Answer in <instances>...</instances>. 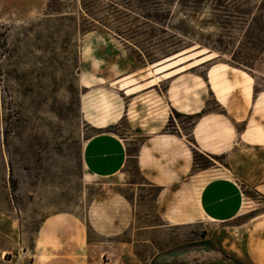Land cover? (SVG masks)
<instances>
[{
	"label": "rangeland",
	"instance_id": "obj_1",
	"mask_svg": "<svg viewBox=\"0 0 264 264\" xmlns=\"http://www.w3.org/2000/svg\"><path fill=\"white\" fill-rule=\"evenodd\" d=\"M46 2L0 0V264H28L34 245V256L45 259L43 236L36 240L37 232L47 217L60 213L85 222L90 250L101 255L100 264H179V254L206 237L213 225L193 222L239 224L254 214L255 204L234 180L220 182L225 169L211 168L224 165L223 158L198 157L193 171L201 170L190 183L199 188V198L188 203L178 186L172 188L164 210L173 225L166 223L162 191L149 185L135 164L143 138L126 126L114 129L131 139L121 174L95 178L85 170L101 175L122 159L121 143L108 131L119 120L122 105L102 86H112L123 72L126 53L150 65L164 53L181 51L152 67L195 53L201 62L215 59L248 71L256 77V89L264 90V0H123L127 5L117 7V19L70 43L64 37L56 40L50 28L38 24ZM154 4L162 9L159 23L137 16L136 6L147 13ZM36 84L44 90H31ZM130 84L123 79L119 88L127 90ZM77 89L82 90L79 98ZM137 103L153 109L152 120L162 119L154 93L133 103L131 120ZM86 124L100 131L88 142ZM166 131L179 134L172 124ZM152 148L158 147L152 143ZM82 156L85 169L79 167ZM148 157L145 149L143 167ZM66 216L47 220L45 228Z\"/></svg>",
	"mask_w": 264,
	"mask_h": 264
},
{
	"label": "crops",
	"instance_id": "obj_2",
	"mask_svg": "<svg viewBox=\"0 0 264 264\" xmlns=\"http://www.w3.org/2000/svg\"><path fill=\"white\" fill-rule=\"evenodd\" d=\"M193 55L195 53H187L167 64L152 67L138 63L126 53L120 65L123 72L114 78L112 86H102L114 93L122 105L119 120L110 126H126L134 137L143 138L135 153L136 164L149 185L161 188L162 217L170 225L173 224L165 219L164 201L172 188L178 186L181 197L188 203L199 198V188L190 182L192 174L201 169L193 171V154L187 138L193 139V147L200 154L223 158L224 165L211 166L225 169L220 182L234 180L244 195L243 187L264 199V90L255 91L256 77L244 69L215 59L201 62ZM212 75L215 76L213 82ZM123 79L131 81L127 90L119 88ZM149 93L159 98L162 119L152 120L153 109L137 103L135 120H131L130 107ZM170 124L178 128L179 134L165 131ZM182 130H187L188 134L184 135ZM112 134L121 143L122 159L101 175L85 170L89 176L115 177L126 165L131 139ZM169 141L170 145L166 146ZM152 143L158 147L156 151H152ZM145 149L149 150L150 158L143 167L141 155ZM82 165L85 169L83 156ZM248 198L257 211L239 224L193 222L213 225L206 237L179 254V264H264V204ZM60 214L67 216L45 228L47 220ZM60 214L47 217L37 232L36 240L43 236L45 259L34 256V245L28 264H100L101 255L90 250L85 222L71 214Z\"/></svg>",
	"mask_w": 264,
	"mask_h": 264
},
{
	"label": "trees",
	"instance_id": "obj_3",
	"mask_svg": "<svg viewBox=\"0 0 264 264\" xmlns=\"http://www.w3.org/2000/svg\"><path fill=\"white\" fill-rule=\"evenodd\" d=\"M135 1H137L138 3H144L147 0H135ZM122 4L127 5V2L123 3V0H47L46 5H45L44 17L38 22V24H40L41 26L50 28V30L52 31V35L54 36V38H56V40L59 39L60 37H64V41H66L67 43H70L71 41H73L75 37L80 36V35L82 36L85 33H88L90 31L98 30L99 25H102L103 23H109L117 19V17H115L114 15L117 14V11H118L117 7ZM135 9L139 11V13H136L137 16L142 17L145 20H149L153 23H159L160 11L162 9L158 4H154L152 6V10H150L147 13L145 12L146 9L139 8V6H136ZM127 10L133 13L135 12L130 9H127ZM122 15L123 17L127 16L125 13ZM179 52L181 51L176 50L174 52L164 53L161 59L150 60L151 62H149V64L152 65L163 59L176 55ZM130 55H132L137 62L144 64L140 56H137L135 54H130ZM36 85L37 86L31 85V90H36V89L39 91L44 90V88L40 86L41 83L40 85L38 84ZM81 91H82L81 89L76 90V95L78 98L80 96ZM255 91H257L256 87H255ZM190 119L193 120L192 117H190ZM168 126H166V128H168ZM115 127L116 126L109 127L108 131L118 134L117 132L114 131ZM86 128L89 130V135L86 136L85 139H88L100 133L98 129L91 127L88 124H86ZM170 134H174V133H170ZM4 135H6V132H4ZM118 135L122 137V135L120 134ZM122 139L124 138L122 137ZM187 143L190 146L192 154H193V162H194L193 165L196 164L198 157H202L204 159H209V160L211 159L217 160V157H210L211 158L210 159L200 154L199 152H197L195 148L193 147L195 146V142L193 141L192 138H187ZM129 158H130V155H129V150L127 148L126 164L128 163ZM135 164H136V160H135ZM81 165H82V160L79 159L80 168H81ZM136 167H137V164H136ZM158 189L161 190V188H158ZM243 191L245 195L255 200V197L249 194L248 192H246L244 188H243ZM252 215L254 214H250L248 216L251 217Z\"/></svg>",
	"mask_w": 264,
	"mask_h": 264
},
{
	"label": "bare ground",
	"instance_id": "obj_4",
	"mask_svg": "<svg viewBox=\"0 0 264 264\" xmlns=\"http://www.w3.org/2000/svg\"><path fill=\"white\" fill-rule=\"evenodd\" d=\"M12 226V225H11ZM16 231V230H15ZM15 237V236H14Z\"/></svg>",
	"mask_w": 264,
	"mask_h": 264
}]
</instances>
